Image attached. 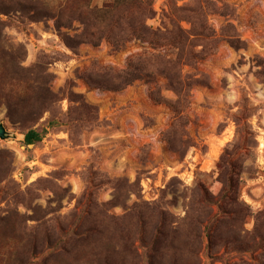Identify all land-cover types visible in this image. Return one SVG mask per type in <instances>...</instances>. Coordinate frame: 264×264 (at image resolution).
Returning a JSON list of instances; mask_svg holds the SVG:
<instances>
[{
	"label": "rangeland",
	"instance_id": "rangeland-1",
	"mask_svg": "<svg viewBox=\"0 0 264 264\" xmlns=\"http://www.w3.org/2000/svg\"><path fill=\"white\" fill-rule=\"evenodd\" d=\"M14 1L0 0V6ZM65 1L22 0L13 10L0 8V123L7 132L0 137V264H86L88 257H110L111 264H171L174 258H197L198 264L241 260L260 264L264 259V241L259 237H264V222L260 223L264 211V0H215L218 6L230 4L232 10L226 15L209 13L208 23L217 34L232 24L245 46L235 49L222 39L196 68L185 66V72L204 73L206 81L189 92L185 128L195 144L183 155L170 150L164 140L174 113L166 103L149 97L151 83L136 80L112 91L93 87L80 76L93 62L122 68L130 56L149 49L148 44L132 39L116 49L102 38L98 45L83 42L68 47L59 33H81L87 22L76 18L67 23L68 10L56 12ZM84 1L71 0L69 8L72 4L73 11L80 10L92 20L89 8L111 0H91L89 8ZM186 2L177 0L179 5ZM44 4L54 11H47ZM153 9L155 14L147 23L161 27L167 22L166 0H154ZM11 64L30 73H50V89L60 97L31 126L41 129L51 112L63 114V120L76 116L70 107L78 106L81 99L96 108L95 124L76 127L73 133L67 126L48 128L40 141L25 144L23 134L30 125L12 120L11 115L36 110L38 102L26 93L20 74L19 79L10 80ZM162 93L172 97L168 90ZM68 111L72 114L67 116ZM245 123L252 127L255 142L250 143L249 137L238 139V125ZM226 150L234 152L232 157L239 158L243 170L256 169L253 177L242 174L239 200L250 206V212L238 217L242 242L234 245H220L212 236V219L223 215L215 202H222L225 187L216 164L230 155ZM200 185L212 200L204 209L197 202ZM43 218L49 237L31 251L25 231L41 233L37 231ZM75 222L80 229H90L84 251L60 232L59 226L67 231Z\"/></svg>",
	"mask_w": 264,
	"mask_h": 264
},
{
	"label": "trees",
	"instance_id": "trees-1",
	"mask_svg": "<svg viewBox=\"0 0 264 264\" xmlns=\"http://www.w3.org/2000/svg\"><path fill=\"white\" fill-rule=\"evenodd\" d=\"M21 1L15 0L13 3H3L0 8L4 9L5 12L6 10H13L15 5L20 6ZM69 1L71 0H66L64 4L60 5V8L57 7L56 12L62 13L64 10H68V13L64 16L67 23L78 18L85 25V22H87V25H84L85 28L81 33L73 36L64 32L59 33L68 47L73 49L83 42L98 45L102 38L108 39L116 49H121L127 41L132 39L148 44L149 49L144 48L142 51L130 56L126 65L122 68L93 62L80 76L93 87L112 91L122 90L136 80L151 83L153 88L149 90V97L156 103H166L174 113L170 126L163 133L164 140L170 150L183 155L188 147L195 144L185 128L188 122L185 108L189 102V92L194 85L206 81L204 73L185 72V66L196 68L199 60L205 58L208 54L214 53L222 39H225L235 49L245 46L244 41L239 38L232 24L227 23L222 27V31L217 34L215 29L208 23L209 13L215 12L226 15L228 9H231V5L222 2V6H218L215 0H189V2L179 5L177 0H166L167 9L163 15L167 17V22H162L161 27H153L147 23V20L155 14L153 9L154 0H111L99 8H89L91 0H85L83 6L89 8V12H93L92 20L84 17L80 10L73 11L72 4L69 8ZM47 5L44 4L47 11H54L52 6ZM30 18H33V15ZM183 23L187 26H183ZM10 66V69H8L10 80L19 79L20 74L25 83L26 93H29L28 96L34 97L38 102L36 110L17 117L11 115L12 120L16 119L22 125H30L23 134L25 144H34L40 141L48 128L67 126L69 131L73 133L76 127L80 129L95 124L98 117L96 108L81 99L78 106L70 107V111L74 109L77 112L76 116L63 120L60 116L63 114L58 115V113L53 114L51 112V116L46 119L41 129L31 126L38 122L40 117L43 116V112L49 110L50 104L59 100L60 97L58 93L50 89V73L44 70H30V73L22 67H15L12 64ZM162 90L170 91L172 97L167 98L164 96ZM70 96L82 98L81 95L74 93H70ZM71 114L72 112H66L67 116ZM236 134L238 139L244 141L249 137L251 139L250 143L255 142V135L248 123H245L244 127L238 125ZM227 153H229L228 150H226ZM229 154L227 157L222 156L216 164L218 179L225 186L221 195L222 202H215L223 215L221 218L214 217L212 219V225L215 228L212 236L219 241L218 244L220 245H234L240 241L242 242L238 233L242 228V224L239 223L238 217L248 214L250 206L239 200L238 191L242 183V174L247 173L249 177H253L256 173L254 166L243 170L242 165L237 162L239 158L232 157L234 152ZM200 186L202 192L197 202L204 209L207 208V203L212 202V200H209L207 189L202 185ZM228 189L232 191L231 194L226 193ZM261 216L260 223L262 224L264 222V211ZM201 220L202 215H199L197 222L200 223ZM39 225H41V228L37 232L41 231V233L31 235V232L25 231L28 240L26 241L27 247L32 248L31 251L37 250L38 247L42 246L41 240L49 237L50 230L44 218L39 222ZM59 228L60 232H64L73 245H79L78 247L82 251L86 250L85 248L90 243L89 228L80 229L78 222H75V225L72 223L67 231H64L61 226ZM259 237L264 241L261 234ZM247 243L248 241H245L243 244L247 246L245 248H249ZM253 246L255 247V243H253ZM242 249L243 247H240L238 250ZM99 258L88 257L86 264H111L110 257L109 259L108 257ZM198 262L197 258L193 260L174 258L170 263L198 264ZM235 264L251 263L241 260ZM260 264H264V259Z\"/></svg>",
	"mask_w": 264,
	"mask_h": 264
},
{
	"label": "water",
	"instance_id": "water-1",
	"mask_svg": "<svg viewBox=\"0 0 264 264\" xmlns=\"http://www.w3.org/2000/svg\"><path fill=\"white\" fill-rule=\"evenodd\" d=\"M6 136H7V132H6L5 128H4V126L2 125V123H0V137L4 138Z\"/></svg>",
	"mask_w": 264,
	"mask_h": 264
}]
</instances>
